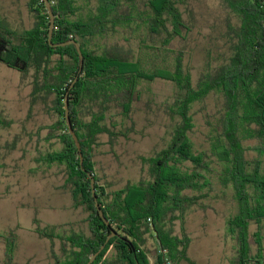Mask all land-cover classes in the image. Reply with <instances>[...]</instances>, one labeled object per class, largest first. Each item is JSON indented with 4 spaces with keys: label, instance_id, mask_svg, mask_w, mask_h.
Returning <instances> with one entry per match:
<instances>
[{
    "label": "trees",
    "instance_id": "obj_1",
    "mask_svg": "<svg viewBox=\"0 0 264 264\" xmlns=\"http://www.w3.org/2000/svg\"><path fill=\"white\" fill-rule=\"evenodd\" d=\"M49 1L51 41L75 40L83 55L81 71L74 44H49L43 0L27 1L30 28L15 32L0 24V61L25 75L31 72L30 108L23 120H36L32 110L38 102L54 116L29 131L28 148L21 149L22 157L29 154L27 173L58 166L64 177L58 188L69 192L72 208L85 213L77 229L72 223L36 227L40 237L59 242L54 264H85L112 232L91 264H151V257L153 264H166L165 257L173 263L185 257L190 242L186 215L213 196L230 201L225 224L235 241L231 264H264V0H211L220 11L215 23L220 27L216 37H204L195 80L190 64L195 15L205 10L196 11L195 0ZM149 56L165 62L142 66ZM157 79L173 83L164 106L172 121L168 139L148 154H134L136 180L100 173L96 156L105 152L100 146L107 144L106 153L115 154L121 137L139 133L132 118L139 87ZM66 96L82 166L65 123ZM208 97L214 99L209 110ZM196 103L209 127L201 148L191 136ZM55 143L59 147L52 148ZM89 174L108 224L95 206ZM0 238L3 264H11L15 238Z\"/></svg>",
    "mask_w": 264,
    "mask_h": 264
},
{
    "label": "rangeland",
    "instance_id": "obj_2",
    "mask_svg": "<svg viewBox=\"0 0 264 264\" xmlns=\"http://www.w3.org/2000/svg\"><path fill=\"white\" fill-rule=\"evenodd\" d=\"M16 1L20 3L21 12L19 16L23 19L26 16L22 7L24 0ZM199 8H204L205 10L195 15V49L190 60L193 80L197 78L203 65L201 48L206 41L204 37L207 34H214L216 37L218 35L217 29L220 27L218 23L215 24L218 20L217 17L220 15V11L215 6V1L195 0L194 9L197 11ZM215 42L218 43V41ZM175 43L176 41L174 42L176 46ZM177 45L179 46V43ZM141 61L142 66L145 67L154 66L155 64L163 65L165 62L161 56L157 58L149 56ZM169 61H171L170 57L167 59V62ZM7 70L12 71V99L21 97V101L8 102L9 105L13 106L12 116L19 118L25 113L27 106L25 96L29 88L22 87L18 90L15 85L20 74L19 71L14 70V68ZM139 88L141 97L136 102V109L132 114L134 126L139 130V133H130L129 139L121 137L115 145V154L110 151L106 153L109 147L107 144H103L100 149L105 152L96 156L100 173H105L110 178L121 177L122 180H136L138 178V166L132 160L134 154H148L153 148L163 146L168 139V132L172 128V121L169 115L165 113L164 106L170 100L173 83L157 79L150 82H142ZM213 103V97H208L206 101L208 110ZM199 106V103L194 106L195 125L191 136L195 145L201 148L202 139L204 138L203 133L207 132L209 127L205 123L204 112L199 109ZM33 111L38 123L48 124L54 119V116L46 111L45 106L42 108L40 102L34 106ZM126 124H128V121ZM43 134H45V130ZM105 137H102L103 140ZM47 147H49L48 143L43 141V148L46 150ZM57 147L59 145L56 143L52 146V148ZM27 167L26 164L23 170H26ZM20 176L17 177L19 180L17 186H11L8 183V181H13L16 178L9 177L4 179L0 177V235L7 238H15L11 264H54L53 255L59 254V242L57 239L50 241L46 237H40L35 232L36 227L61 224L68 228L69 226L67 225L72 223V228L77 229V224L81 222L85 213L80 208H72L69 192L58 188L64 179L63 173L58 166L54 164L50 166L44 165L42 171H40V168L38 169L37 175H29L25 171ZM3 180L6 183H2L1 181ZM207 211V214L202 211L188 213L186 215L185 228L190 235L194 236L197 232L200 234L197 239L199 243L194 242L193 238L189 249L201 253V259L207 256L211 263H215L217 255L220 253L216 237L222 234L224 224H221V219L216 222L212 211ZM174 231L176 233L180 231L179 220L175 221ZM152 240L150 238L148 241L150 256L154 254ZM3 260L4 247L0 238V264H3ZM172 264H175V262Z\"/></svg>",
    "mask_w": 264,
    "mask_h": 264
},
{
    "label": "crops",
    "instance_id": "obj_3",
    "mask_svg": "<svg viewBox=\"0 0 264 264\" xmlns=\"http://www.w3.org/2000/svg\"><path fill=\"white\" fill-rule=\"evenodd\" d=\"M27 1L28 0H24V5L22 6L26 13V16L22 19L19 16L21 12L19 2L16 0H0V24L6 25L9 29L14 30L15 32H20L24 29L30 28L33 24V15L27 9ZM7 69L13 68L0 61V162H4V168L0 169V177H3L4 179L9 177L16 178L13 181H8V183L11 186H17V182L19 181L17 177H21L20 175L22 172H27L28 168L27 167L26 170H23L27 164L25 161L27 160L29 154L25 153L22 157L21 149L28 148L29 131H35L38 124L42 125V123H38L37 120H23L27 116L30 108L29 96L32 91L31 72L25 75L19 71L20 74L17 78V84L15 86L18 90L22 87L29 88L25 96L27 106L22 117L14 118L12 116L13 106H11V104L9 105L8 102L21 101V97L12 99V71ZM13 142L15 143L13 144ZM1 182L6 183L5 180ZM203 203L204 205H202V209H197L195 211H202L204 214H207V210H211L216 222L218 219H221V224H224L222 234L216 237L217 245L220 250V253L217 255L216 262L211 263V260L207 256H204L205 258L201 259V253L196 250L191 251L189 249L193 238L194 242L196 241V243H199L197 242V239L200 234L197 232L193 236L185 230L187 235L190 237V242L188 244L185 257L175 259V264H231V261L236 256L235 241L227 233L225 224L227 216V211L225 213V209L230 207L228 196L224 200L213 196L212 198L204 199ZM150 262L153 264V258H150Z\"/></svg>",
    "mask_w": 264,
    "mask_h": 264
},
{
    "label": "water",
    "instance_id": "obj_4",
    "mask_svg": "<svg viewBox=\"0 0 264 264\" xmlns=\"http://www.w3.org/2000/svg\"><path fill=\"white\" fill-rule=\"evenodd\" d=\"M43 2H44V6L46 8V11H47L48 17H49V26H48V42H49V44L51 46H63V45L69 44V43L74 44L76 52H77L78 57H79V69H78V73H79L81 71V67L83 64V55H82L79 44L73 39L65 41V42H61V43H53L51 41L53 27H54V13L52 11L50 1L49 0H43ZM77 77H78V75L75 76L73 82L70 84V87L73 86V83L77 80ZM64 118H65V123H66V127L68 129V132L72 136V139H73V141H74V143H75V145L79 151V158H80L79 161H80V166H82L83 156H82V153L80 151L81 146H80L79 140L75 134V131L72 127V123L70 120L67 96L64 98ZM89 178H90V182H91V188H92V194L94 196L95 206L98 210L100 217L103 219L105 224H108V221L104 217L103 211L100 209L99 204H98L97 199H96V196L94 194V178L91 174H89ZM113 235H114V232L110 233L107 236L105 242L103 244H101L100 247L89 257V259L87 260V262L85 264H91L94 261L95 257L104 249L107 240Z\"/></svg>",
    "mask_w": 264,
    "mask_h": 264
},
{
    "label": "built area",
    "instance_id": "obj_5",
    "mask_svg": "<svg viewBox=\"0 0 264 264\" xmlns=\"http://www.w3.org/2000/svg\"><path fill=\"white\" fill-rule=\"evenodd\" d=\"M165 263L166 264H172L171 260L168 257H165Z\"/></svg>",
    "mask_w": 264,
    "mask_h": 264
}]
</instances>
